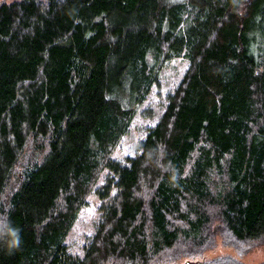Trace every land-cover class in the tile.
I'll return each instance as SVG.
<instances>
[{"label":"trees","instance_id":"trees-1","mask_svg":"<svg viewBox=\"0 0 264 264\" xmlns=\"http://www.w3.org/2000/svg\"><path fill=\"white\" fill-rule=\"evenodd\" d=\"M180 56L157 121L113 157ZM92 192L78 255L66 238ZM5 221L21 244L0 264H245L264 241V0H2ZM220 243L235 253L208 256Z\"/></svg>","mask_w":264,"mask_h":264},{"label":"rangeland","instance_id":"rangeland-1","mask_svg":"<svg viewBox=\"0 0 264 264\" xmlns=\"http://www.w3.org/2000/svg\"><path fill=\"white\" fill-rule=\"evenodd\" d=\"M2 0H0L1 2ZM188 65V61L184 56L177 57L169 61L161 72V81L159 86H155L142 107H147L146 114H139L132 121L127 133L122 137L118 145L113 150L112 156L118 159H124L127 155L135 153L137 142L146 134L147 128L153 125L163 111L165 104V94L173 88L182 77ZM149 110H152L150 115ZM105 170L100 175V181L103 179ZM148 187H142V191H147ZM100 200L96 193L92 192L88 195L87 203L81 208L80 213L74 222L67 238L68 250L71 253L83 255L89 247L97 225L100 221ZM247 246L242 260L245 264H264V241L260 242H244L242 246ZM233 246H223L221 243L217 248L207 251L208 256L217 254L230 253L234 254Z\"/></svg>","mask_w":264,"mask_h":264},{"label":"clouds","instance_id":"clouds-1","mask_svg":"<svg viewBox=\"0 0 264 264\" xmlns=\"http://www.w3.org/2000/svg\"><path fill=\"white\" fill-rule=\"evenodd\" d=\"M21 244V237L18 229H16L10 221L0 223V245L4 246L8 251L18 248Z\"/></svg>","mask_w":264,"mask_h":264}]
</instances>
